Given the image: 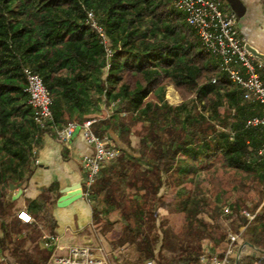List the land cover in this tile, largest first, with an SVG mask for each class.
I'll return each mask as SVG.
<instances>
[{"label": "trees", "instance_id": "obj_1", "mask_svg": "<svg viewBox=\"0 0 264 264\" xmlns=\"http://www.w3.org/2000/svg\"><path fill=\"white\" fill-rule=\"evenodd\" d=\"M89 12L107 44L91 26ZM25 69L40 76L52 98L53 121L44 125L29 104ZM168 87L180 95V105L166 101ZM106 108L111 114L95 132L115 137L119 154L102 166L88 201L96 217H103L101 198L106 213L118 214L112 224L121 227V245L135 248L144 260L169 247L175 264H201L202 258L210 264L212 256L221 257L223 231L209 236L214 247L207 254L200 236L191 233L194 243L182 244L160 221L167 203L184 199L190 177L221 161L260 186L259 201L245 208L255 218L241 213L230 229L240 235L238 245L248 244L253 255L264 253V127L247 126L261 110L206 52L175 0H0L2 230L15 204L11 185L31 175L44 135L55 136L57 127L82 123ZM132 134L139 138L136 154ZM194 199L199 207V197ZM39 206L30 202L48 244L55 238L51 210L46 202ZM10 244L6 235L0 237V264H23L19 252L7 254ZM253 255L241 253L231 264H246Z\"/></svg>", "mask_w": 264, "mask_h": 264}, {"label": "crops", "instance_id": "obj_2", "mask_svg": "<svg viewBox=\"0 0 264 264\" xmlns=\"http://www.w3.org/2000/svg\"><path fill=\"white\" fill-rule=\"evenodd\" d=\"M241 2L246 10L238 23L240 34L246 44L264 55V0H241ZM225 5L226 9L234 14L226 2ZM91 153L92 148L86 143L80 131L67 145L58 141L53 135H44L42 145L37 150L31 175L25 182L20 183V187L18 184L15 190H12L11 197L15 204L6 222L8 226L5 230L0 227V237L6 235L11 241L7 247V254L13 255L19 252L18 257L25 261L23 264H53V257L65 256L70 247L88 246L103 250L105 264H175L173 257L176 254L169 247L157 254L159 245L156 259L144 260L135 248L121 245V227L117 223L111 225L118 217L110 219L103 213V217L96 219L92 203L88 199L82 198L68 206L57 205L60 197L67 193L73 196L76 192L72 189L79 183L83 185L85 171L82 158ZM32 201L40 202V206L42 202H46L51 210L55 238L53 240L50 238L48 244L43 241V236L48 239L43 222L24 224L17 220L18 213L21 211L29 213L34 220L36 210L30 208ZM167 204L160 211L162 222L168 213ZM102 206L99 207L101 212L104 209ZM184 218L186 220V214ZM224 243L225 240L218 245L219 252L224 250ZM21 244H28L25 247L27 252L18 249ZM241 247L239 246L238 252ZM246 247L242 254L245 256L255 254L254 249ZM3 256L0 251V261H4ZM206 261V258H202L201 264H205ZM246 264H264V253L253 255L252 259L246 260Z\"/></svg>", "mask_w": 264, "mask_h": 264}, {"label": "built area", "instance_id": "obj_3", "mask_svg": "<svg viewBox=\"0 0 264 264\" xmlns=\"http://www.w3.org/2000/svg\"><path fill=\"white\" fill-rule=\"evenodd\" d=\"M175 3L177 8L184 13L188 25L194 29L206 52L218 60L221 71L233 84L243 90L246 100L259 106L261 115L249 119L247 126L264 127V80L258 72V61L246 48V42L240 34L235 15L226 9L224 0H175ZM88 19L102 42L107 44L106 35L96 23L93 12L88 13ZM107 55L111 56L110 49H107ZM259 67L262 65L260 64ZM24 74L27 80L29 104L35 112V121L40 125L53 121L52 98L43 85L42 79L30 69H25ZM99 120L98 117H90L82 123L71 121L55 129V136L61 143L69 144L80 131L86 143L92 148V153L82 158L85 171L82 195L86 199L90 197L91 187L102 166L119 154L109 144L107 138H100L96 134L94 127ZM261 207L257 212L261 210ZM244 215L250 221L255 218V215H250L247 211ZM18 219L24 224L34 222L32 216L26 211L19 212ZM239 240L240 235L229 233L221 257L214 255L209 259V263L231 264L232 259L238 258ZM52 262L53 264H105V259L101 248L72 246L65 256H55Z\"/></svg>", "mask_w": 264, "mask_h": 264}, {"label": "rangeland", "instance_id": "obj_4", "mask_svg": "<svg viewBox=\"0 0 264 264\" xmlns=\"http://www.w3.org/2000/svg\"><path fill=\"white\" fill-rule=\"evenodd\" d=\"M259 65L257 62L258 72L264 80V68L259 67ZM165 98L172 106H178L182 103L180 95L173 87L167 88ZM109 114H111V109L106 108L99 115L91 117L104 119ZM130 137L132 141L131 152L136 154L139 147V138L135 134ZM104 138H107L111 146L117 144L113 136ZM203 172H199L196 174L197 176L194 175V177L188 179L186 186L183 188V193L186 196L183 200L181 199L182 201L175 200L167 204L168 213L163 218V223L165 228L172 230L175 237L182 244L185 242L194 243L191 233L198 236L202 235L200 247L207 254H210L214 247L210 237L218 238L222 231L227 237L232 232L230 228L233 218L236 220L238 215L244 214L246 206H255L259 201L260 186L253 177L225 169L221 161L206 167ZM94 189L95 185L90 191L92 192ZM85 191H87L86 188ZM196 196L200 200L199 207L194 202ZM102 200L101 198L100 205H103L104 208L102 212L104 211L103 213L110 219L118 217L117 213H106L107 207H105ZM185 214L188 216L186 220L184 218ZM95 218L97 219L96 215ZM191 228L192 231H190ZM224 244H226V239ZM26 245L28 244H21L18 249L27 252ZM214 254H217V252Z\"/></svg>", "mask_w": 264, "mask_h": 264}, {"label": "water", "instance_id": "obj_5", "mask_svg": "<svg viewBox=\"0 0 264 264\" xmlns=\"http://www.w3.org/2000/svg\"><path fill=\"white\" fill-rule=\"evenodd\" d=\"M226 4L232 9L238 23L240 21V19L244 16L245 13V6L243 5V3L241 2V0H225ZM246 48L247 50L254 56V58L256 60L259 61V63H261V65L264 68V55L259 53L255 48H253L252 46L246 44ZM21 184L18 185V187H20ZM16 186L11 185V190H15ZM73 192H76V194H74L73 196H69L68 193L65 194L64 196L60 197L57 201V205L58 206H68L71 205L79 200H81L83 198L82 195V185L79 183L75 188L72 189ZM245 246H248V244H244L239 251L238 254V259L242 253V251L244 250ZM238 262V261H237Z\"/></svg>", "mask_w": 264, "mask_h": 264}]
</instances>
